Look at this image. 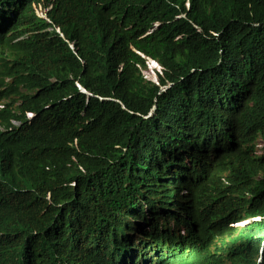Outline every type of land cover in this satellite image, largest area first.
<instances>
[{"label":"trees","instance_id":"16d2710c","mask_svg":"<svg viewBox=\"0 0 264 264\" xmlns=\"http://www.w3.org/2000/svg\"><path fill=\"white\" fill-rule=\"evenodd\" d=\"M0 106V264H264V0H0Z\"/></svg>","mask_w":264,"mask_h":264},{"label":"rangeland","instance_id":"374dc122","mask_svg":"<svg viewBox=\"0 0 264 264\" xmlns=\"http://www.w3.org/2000/svg\"><path fill=\"white\" fill-rule=\"evenodd\" d=\"M37 12H38V14H40V12L42 13V10L37 9ZM159 72H160V68H159L158 72H156L154 69H151L150 65H146L145 68L141 69V73H142L143 77L149 81H155L156 73H159ZM263 149H264V143L260 140L257 141L258 152H261ZM240 224H242V223H240Z\"/></svg>","mask_w":264,"mask_h":264},{"label":"clouds","instance_id":"9594fccd","mask_svg":"<svg viewBox=\"0 0 264 264\" xmlns=\"http://www.w3.org/2000/svg\"><path fill=\"white\" fill-rule=\"evenodd\" d=\"M37 9H41L40 7H35V12H36V15L37 16H39V17H41V18H44L45 19V14H44V12L42 11V13L40 12V14H38V12H37ZM42 10V9H41ZM146 65H150L151 66V69H154L156 72H158V70H159V65L155 62V61H153V60H148L147 61V63H146ZM156 65H158L157 67H156ZM1 107V106H0ZM26 117H27V113H26ZM27 118H29V117H27Z\"/></svg>","mask_w":264,"mask_h":264},{"label":"built area","instance_id":"2783aa9c","mask_svg":"<svg viewBox=\"0 0 264 264\" xmlns=\"http://www.w3.org/2000/svg\"><path fill=\"white\" fill-rule=\"evenodd\" d=\"M31 116H32V114H31V113H27V117H29V118H30Z\"/></svg>","mask_w":264,"mask_h":264}]
</instances>
